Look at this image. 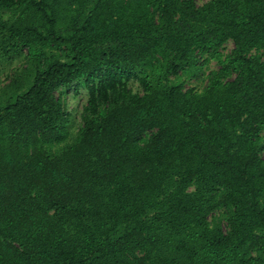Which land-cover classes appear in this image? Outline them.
<instances>
[{
    "label": "trees",
    "instance_id": "1",
    "mask_svg": "<svg viewBox=\"0 0 264 264\" xmlns=\"http://www.w3.org/2000/svg\"><path fill=\"white\" fill-rule=\"evenodd\" d=\"M15 59L0 264H264V0H0Z\"/></svg>",
    "mask_w": 264,
    "mask_h": 264
},
{
    "label": "rangeland",
    "instance_id": "2",
    "mask_svg": "<svg viewBox=\"0 0 264 264\" xmlns=\"http://www.w3.org/2000/svg\"><path fill=\"white\" fill-rule=\"evenodd\" d=\"M207 0H196L198 5H202ZM234 48V44L232 42H229L225 48L223 49V54L227 55L229 54ZM20 59H15L13 62H11V66L7 69H4V72L0 76V85L3 83H7L9 80V77H11L14 73V68L17 67V65L20 63ZM5 65L1 64V68H3ZM219 69V65L217 62L212 61L205 69L204 71L198 76L197 79L190 81L187 84V88H195L198 91H201L204 89V87L207 85V76L211 71H215ZM134 89L137 88V84L134 83ZM59 95V93L57 94ZM64 101L66 104V108L69 111V113L72 115V124H71V130L72 132H77L78 129L81 126V113L83 110V107L87 103V94L86 90L84 88H79L78 91H76V88L72 86L67 91H65L64 95ZM264 158V153H263Z\"/></svg>",
    "mask_w": 264,
    "mask_h": 264
}]
</instances>
